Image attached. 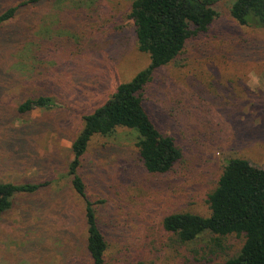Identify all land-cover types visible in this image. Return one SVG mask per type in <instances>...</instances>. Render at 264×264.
Wrapping results in <instances>:
<instances>
[{
	"label": "rangeland",
	"instance_id": "obj_1",
	"mask_svg": "<svg viewBox=\"0 0 264 264\" xmlns=\"http://www.w3.org/2000/svg\"><path fill=\"white\" fill-rule=\"evenodd\" d=\"M22 0H0V11ZM133 0H42L0 23V181H46L0 216V264H89L81 204L69 185L71 144L82 117L149 64L129 17ZM232 0L157 69L143 103L181 159L166 173L143 167L136 132L92 138L79 172L107 239L104 264H217L243 238L208 231L182 243L164 216L210 213L207 195L230 158L264 169V31L240 25ZM58 106L20 114L27 98Z\"/></svg>",
	"mask_w": 264,
	"mask_h": 264
},
{
	"label": "trees",
	"instance_id": "obj_2",
	"mask_svg": "<svg viewBox=\"0 0 264 264\" xmlns=\"http://www.w3.org/2000/svg\"><path fill=\"white\" fill-rule=\"evenodd\" d=\"M42 0H22L0 11V23L11 21L22 6ZM216 0H133L129 17L135 27L138 49L149 55V64L131 79L119 83L111 96L82 117V128L71 144L72 160L67 167L69 185L81 204L86 228L85 251L89 264H104L107 239L101 228L95 201L87 193L79 172L82 158L96 135L109 136L116 128L134 130L138 157L150 173H166L181 159L174 136L157 128L143 103V93L154 72L175 59L191 39L205 33L215 20ZM231 16L240 24L264 31V0H232ZM50 95L27 98L19 103L20 114L35 108L54 109ZM46 181L20 183L0 181V216L8 211L18 194H34ZM210 213H170L162 219L165 231L182 243L208 231L217 236L242 237L236 255L217 264H264V169L235 157L225 163L218 180L207 195ZM180 264H203L184 260Z\"/></svg>",
	"mask_w": 264,
	"mask_h": 264
}]
</instances>
